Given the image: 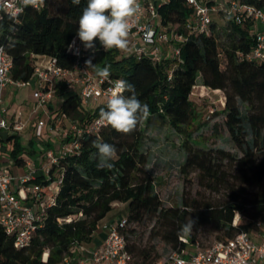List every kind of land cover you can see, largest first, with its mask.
<instances>
[{"label": "trees", "instance_id": "obj_1", "mask_svg": "<svg viewBox=\"0 0 264 264\" xmlns=\"http://www.w3.org/2000/svg\"><path fill=\"white\" fill-rule=\"evenodd\" d=\"M239 1L243 6L264 9V0ZM86 4L87 0L79 5L72 0H44L40 9L27 7L18 19L0 10V47L13 59L11 78L30 82L35 75L34 56L54 58L59 66L72 69L75 58L68 48L77 36ZM159 13L169 34L183 36L182 42L170 41L180 50L178 59L166 56L155 61L134 53L125 55L122 50H104L96 41V51L88 50L85 61L91 59L100 68L109 66L112 79L134 85L137 98L149 107V117L143 122L160 119L185 139L182 173L198 172L202 185L220 197L202 200L184 196L182 207L166 208L146 170L149 156L142 150L143 122L127 135L106 125L99 134L84 136L79 153L61 157L59 164L51 167L50 181H35L45 186L44 193L52 196L55 204L46 210L26 249H17L14 238L0 227V264H63L72 258L76 246L93 243L100 223L116 204L128 207L129 225L123 234L138 264H155L161 255L154 245L142 244L131 224L149 225L151 236L183 253L197 245L206 248L201 241L204 230L215 234L216 242L227 241L264 223V59L247 58L256 46L255 21L245 18L238 23L221 13L227 25L212 21L206 35L188 28L194 12L186 0H168ZM197 86L223 95V126L235 152L201 148L193 138L203 126L196 125L199 114L191 100ZM61 97H66L63 104L55 111L51 104L50 110L77 121L82 128L106 108L105 103L87 107L65 83L56 86V98ZM51 139L34 135L26 147L19 135H12L2 141L4 154L21 167L28 162L26 156L43 158L52 150ZM94 142L115 146L112 168L97 166ZM58 174L63 180L56 186ZM191 220V230L183 232Z\"/></svg>", "mask_w": 264, "mask_h": 264}, {"label": "built area", "instance_id": "obj_2", "mask_svg": "<svg viewBox=\"0 0 264 264\" xmlns=\"http://www.w3.org/2000/svg\"><path fill=\"white\" fill-rule=\"evenodd\" d=\"M43 1L31 5L25 4L24 0H0V10L18 19L27 7L40 9ZM166 2L139 0L141 8L130 21L128 37V48H133L134 54L161 61L166 57L164 53L166 46L174 59L179 58L180 50L170 44V41L182 42L183 36L169 34L162 22L159 25L155 24L160 15L159 10ZM186 4L194 12L193 21L188 28L199 34H210L212 14L215 13H222L238 23L250 18L255 24L264 25V9L243 6L239 0H231L228 6L218 4L217 0H186ZM68 51L75 58L72 69L59 66L54 58L34 56L35 75L30 82H22L11 78L13 59L0 47V227L14 238L17 249H26L31 245L37 224L43 221L46 210L55 204V199L44 193L45 186L34 184L36 181L34 172L16 176L10 171L14 163L3 153L2 141L12 135L21 134L26 124L22 111L14 113L7 106L5 91L8 88L15 90L27 88L33 83L35 101L33 112L42 109L48 117V122L40 120L36 124L35 135L42 138L45 133L50 138L54 135L59 139L58 148L47 151L43 157L48 162L44 168V178L50 181L51 167L59 164L61 157L79 153L84 136L97 135L106 126L99 122L98 117L89 126L82 128L77 121H72L65 115L51 113L49 105L56 101V86L60 83L67 84L80 95L87 107H91L101 100L106 104L110 90H114L115 82L119 81L110 76L100 78L86 66L88 50L77 36L70 42ZM247 58L258 61L264 59V29L257 32L256 46ZM28 163L30 164V161L26 164ZM62 180L63 175L58 174L54 185H61ZM128 225V217H124L108 227L103 246L89 251L91 264H138L128 251L127 239L123 234ZM257 225L260 226V223ZM180 240L188 244L187 239ZM78 247L73 250V254ZM47 256L46 253L44 260H47ZM70 261L71 258H66L63 264H70ZM155 264H264V242L257 244L252 241L249 233L241 232L233 239L218 241L206 248L197 245L194 253L186 254L173 250L166 258Z\"/></svg>", "mask_w": 264, "mask_h": 264}, {"label": "rangeland", "instance_id": "obj_3", "mask_svg": "<svg viewBox=\"0 0 264 264\" xmlns=\"http://www.w3.org/2000/svg\"><path fill=\"white\" fill-rule=\"evenodd\" d=\"M223 1L225 6L231 0H217ZM213 21L219 26L227 25V20L222 14H212ZM162 16L158 15L155 22L156 25L161 23ZM125 55L134 53L133 48L129 47L127 50H122ZM169 58L173 54L168 55ZM33 83L23 89L15 90L8 88V105L11 107V112L18 109V106L26 104L32 109L35 108V101L33 99ZM66 97L56 98L60 102H56L57 106L63 104ZM15 102H12L13 100ZM191 100L196 106L199 114L197 124H202V128L196 132L193 138L199 141V147L206 149H224L229 152H235L234 146L223 126L224 115V97L221 93L213 92L204 89L202 86H197L192 93ZM100 104L103 103L101 100ZM97 104L90 108H95ZM24 107L23 114L28 117L29 108ZM59 107V106H58ZM58 109V108H57ZM56 109V110H57ZM33 116V120L27 122L24 131L19 134L22 144L28 147L29 139L35 135V130L32 129L40 120L48 122L47 115L42 109L37 110ZM24 119V117H23ZM144 140L143 152L148 154L149 162L146 167L151 180L155 184L156 192L159 194L163 205L166 208L182 207L183 197L189 196L191 198L204 199H218L220 195L210 192V190L202 185L198 172H189L187 175L182 173V166L185 163L186 151L183 147V136L176 133L168 124L160 119L152 118L149 122H143ZM49 137V136H48ZM47 134L44 133L41 139L45 140ZM52 139L58 142V137L52 135ZM55 148V146H54ZM52 148V149H54ZM11 149V146H9ZM3 153L5 149H3ZM24 156V155H23ZM109 217L114 219L117 223L124 217H128L127 205H119L113 209ZM136 229L139 233V238L143 245H154L156 251L161 255V259L166 258L174 248L166 244L161 238H154L150 235L151 227L149 225L130 226ZM201 241L204 247H209L216 242V235L204 230L201 235ZM191 249V248H190Z\"/></svg>", "mask_w": 264, "mask_h": 264}, {"label": "clouds", "instance_id": "obj_4", "mask_svg": "<svg viewBox=\"0 0 264 264\" xmlns=\"http://www.w3.org/2000/svg\"><path fill=\"white\" fill-rule=\"evenodd\" d=\"M41 0H24L25 4L36 5ZM81 0H72L74 5H79ZM139 0H87L86 7L78 20L77 37L86 50L96 51V41L104 50H127L129 46L130 21L140 11ZM71 47V46H70ZM86 66L93 68L100 78L110 75L109 66L97 67L91 59L85 61ZM128 92L130 95H125ZM149 117V107L142 103L136 95L134 85L124 80L115 82L114 90L106 108L99 113V122L104 123L122 134H130L138 125ZM98 150L100 168H112L110 163L117 156L114 145L105 142H94ZM95 155V154H94ZM189 221L182 228L187 233L193 226Z\"/></svg>", "mask_w": 264, "mask_h": 264}, {"label": "crops", "instance_id": "obj_5", "mask_svg": "<svg viewBox=\"0 0 264 264\" xmlns=\"http://www.w3.org/2000/svg\"><path fill=\"white\" fill-rule=\"evenodd\" d=\"M166 1L168 2V0H166ZM218 4H220L222 6L225 5L223 1H219ZM263 29H264V25L261 23H256L253 27L254 33H257ZM169 54H170V50L166 49L165 55L168 56ZM5 97H6V103H7V101H8V89L5 91ZM15 101L16 100L14 99L12 102H15ZM56 102H60V100H56L54 103H52V107L54 108V111H55V109L58 108V106H60V103L57 106ZM7 106L11 110V107L8 105V103H7ZM26 106H27L26 104L20 105V106H18L17 110L12 111V112L15 113L17 111H22V113H23V109ZM28 108H29L28 109L29 110L28 117L26 118L25 114H23L25 123H26V121L27 122L32 121L33 116L35 115L33 112L34 109H32L31 107H28ZM49 111H51V113H54V111L50 110V108H49ZM32 129L35 130L36 125L34 127L32 126ZM50 142L53 143V145L55 146V149L58 148V142H56L54 139H51ZM26 158L28 159V161H30V164L28 163V164H25L24 166H21V167L12 165V168L10 171L16 176L24 175L27 172H34L36 180L38 178H44V168L48 164L47 160H45L44 158H41L38 155L36 158H28L27 156H26ZM37 166H39V167H37ZM34 184H36L35 181H34ZM119 205H125V204H119ZM116 206H117V204L115 205V207ZM109 214L100 223L99 230L95 234L93 243L91 245H87V246H79L75 250V253L73 254V256L71 258L70 264H77L79 262H84V264H91L90 259H89V251L92 249H96L98 247L103 246L105 239H106V236L108 234V227L112 226L116 223L114 219L109 217ZM249 234H250L253 242H255L257 244L263 243L264 242V223H260V226L256 224L255 227L251 230V232ZM194 252H195V248H191V249L188 248L185 251L186 254H190V253H194Z\"/></svg>", "mask_w": 264, "mask_h": 264}]
</instances>
